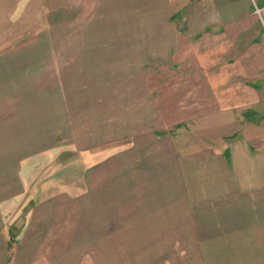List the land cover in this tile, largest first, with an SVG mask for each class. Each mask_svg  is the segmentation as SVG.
Segmentation results:
<instances>
[{
	"label": "crops",
	"instance_id": "obj_1",
	"mask_svg": "<svg viewBox=\"0 0 264 264\" xmlns=\"http://www.w3.org/2000/svg\"><path fill=\"white\" fill-rule=\"evenodd\" d=\"M197 1L47 0L50 26L0 51V264L93 258L92 238L129 230L157 245L149 264H264V72L247 46L229 58L234 1L187 14ZM174 61L200 68V110L236 123L222 154L180 155L184 125L161 126L141 72Z\"/></svg>",
	"mask_w": 264,
	"mask_h": 264
},
{
	"label": "rangeland",
	"instance_id": "obj_2",
	"mask_svg": "<svg viewBox=\"0 0 264 264\" xmlns=\"http://www.w3.org/2000/svg\"><path fill=\"white\" fill-rule=\"evenodd\" d=\"M205 1L199 0L197 4H185L186 7L188 6L186 13L188 12L190 15L194 12L204 14L218 10L221 11L222 17L226 13L224 9L228 4H220L218 8L215 5V8L212 9V6L206 5ZM233 1L230 4L234 10L232 11L233 17L234 13H237L238 16L240 14L244 16L242 15L239 18L233 19L234 22L232 21L231 27H227L226 25V28L220 34L221 39L226 40L230 44L231 52L229 58L231 60H235V58H238V55L243 54L246 46L251 48V53L254 50L253 58L250 57L252 60L249 59L248 61L253 64L255 71L263 73L264 0ZM56 6L59 5L50 4L47 0H0V51L10 48L16 43L15 39L18 42L35 41L37 33L50 26L49 11ZM66 6V13H68L70 11L69 5ZM74 6L76 7V11H82L77 5ZM198 15L200 16V14ZM183 23L184 20L176 22L178 31L181 28H186ZM157 25L158 29L164 31L165 26L163 24L158 22ZM67 26L68 24L65 25V27ZM65 27L61 25L60 29H62V33L68 31ZM18 36H21V38H18ZM40 37L42 39L44 37L43 34ZM184 38L178 37L181 41L178 44L182 43L181 46L183 48L187 40L184 41ZM50 41L52 42L51 35ZM61 42H67V40L63 41L62 37ZM189 43L191 44L192 41L190 40ZM179 45L178 50L173 52V56L177 58L183 54ZM156 54L158 57L165 56V53L160 51H157ZM188 57L186 58L194 59L191 52ZM172 63L174 65L177 64L175 61ZM124 71L129 75V71ZM198 71H200V68L195 66L187 70L185 66L158 65L155 69H142L141 77L144 78V82H141V84L146 85L145 81L147 83L149 81V90L151 93H154L157 116L161 120V126L166 125L167 128L171 129L181 122L184 125L177 130L175 129L173 135L174 147H176L178 154L200 155L201 157L214 155V153L222 154L224 147L230 142L226 140V137L233 133L232 128H234L233 126L236 127V123L232 121V117L220 116L217 118L216 115L214 116L216 109H213L211 105H206L200 110V86L204 92L207 89L206 86L200 85V80H197L196 74ZM138 84L140 85V81ZM204 102L207 104L209 101ZM55 167L58 169L59 164ZM124 233L125 238H120L119 231L118 234L111 235L110 237L114 238H110L109 242H105L104 244L100 243V238L94 237L87 244V248H92L91 255L93 258L91 256L88 257L80 250L81 246H84L82 244L77 251L73 250L75 256L70 252L69 255L73 256V258L75 257L74 260L72 258L70 260L65 259V254L62 253L61 264H149L148 259H145L147 255H150L147 251L148 247L150 246L149 249L154 250L157 245L134 243L131 237V230L128 233ZM175 257L177 258L176 255ZM189 260L192 261L191 259ZM151 262V264L155 263L152 260ZM192 263L190 262V264Z\"/></svg>",
	"mask_w": 264,
	"mask_h": 264
},
{
	"label": "trees",
	"instance_id": "obj_3",
	"mask_svg": "<svg viewBox=\"0 0 264 264\" xmlns=\"http://www.w3.org/2000/svg\"><path fill=\"white\" fill-rule=\"evenodd\" d=\"M249 115H250V114L247 113V114H246V118H249Z\"/></svg>",
	"mask_w": 264,
	"mask_h": 264
}]
</instances>
